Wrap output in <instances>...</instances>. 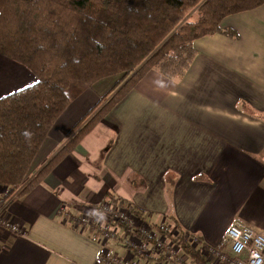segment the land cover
<instances>
[{
  "label": "crops",
  "instance_id": "crops-1",
  "mask_svg": "<svg viewBox=\"0 0 264 264\" xmlns=\"http://www.w3.org/2000/svg\"><path fill=\"white\" fill-rule=\"evenodd\" d=\"M220 26L238 37L196 39L181 77L147 71L40 183L9 202L23 234L0 230V264H109L98 261L99 240L69 224L60 208L70 216L111 197L131 202L149 222L175 223L222 250L234 220L264 232V3L226 16ZM34 81L0 54V96ZM110 83L96 82L58 116L30 175L66 143ZM105 248L108 259L163 264L121 243ZM180 254L182 264H192Z\"/></svg>",
  "mask_w": 264,
  "mask_h": 264
},
{
  "label": "trees",
  "instance_id": "trees-1",
  "mask_svg": "<svg viewBox=\"0 0 264 264\" xmlns=\"http://www.w3.org/2000/svg\"><path fill=\"white\" fill-rule=\"evenodd\" d=\"M264 0H0V54L35 81L0 96V186L10 201L40 183L51 168L150 69L181 77L198 38L222 33L228 15ZM110 79L98 102L67 133L66 143L37 172L32 160L66 107L96 82ZM135 215L131 202L114 199ZM169 236L192 264H210L175 223ZM221 247V245H219Z\"/></svg>",
  "mask_w": 264,
  "mask_h": 264
},
{
  "label": "built area",
  "instance_id": "built-area-1",
  "mask_svg": "<svg viewBox=\"0 0 264 264\" xmlns=\"http://www.w3.org/2000/svg\"><path fill=\"white\" fill-rule=\"evenodd\" d=\"M8 189L0 186V230L6 235L23 234L22 226L13 220L8 213L10 197ZM64 219L69 224L87 228L94 238L101 243L98 261L109 264H136L129 258L114 255L108 259L106 244L117 242L131 248L133 252L147 258L161 260L163 264H182L180 249L171 238L177 232L171 223H153L145 219L143 214L135 215L126 207L110 201L92 205L89 208L68 216L67 210L60 208ZM171 235V237L169 236ZM188 240L199 246L195 235L184 233ZM227 250L204 245L202 254L210 264H263L264 232L252 228L247 223L234 220L225 231ZM202 244V243H201ZM182 253V252H181ZM184 255V254H183Z\"/></svg>",
  "mask_w": 264,
  "mask_h": 264
},
{
  "label": "rangeland",
  "instance_id": "rangeland-1",
  "mask_svg": "<svg viewBox=\"0 0 264 264\" xmlns=\"http://www.w3.org/2000/svg\"><path fill=\"white\" fill-rule=\"evenodd\" d=\"M114 203V202H113ZM117 203V202H116ZM119 205V204H118ZM120 248H122V247H120ZM145 261H147L146 259H144Z\"/></svg>",
  "mask_w": 264,
  "mask_h": 264
}]
</instances>
